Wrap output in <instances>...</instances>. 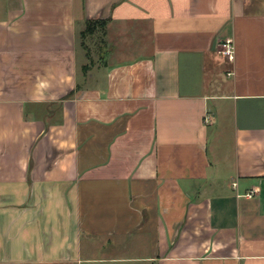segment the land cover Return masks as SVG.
I'll return each instance as SVG.
<instances>
[{
  "label": "crops",
  "instance_id": "0c3cea01",
  "mask_svg": "<svg viewBox=\"0 0 264 264\" xmlns=\"http://www.w3.org/2000/svg\"><path fill=\"white\" fill-rule=\"evenodd\" d=\"M0 264H264V0H0Z\"/></svg>",
  "mask_w": 264,
  "mask_h": 264
},
{
  "label": "rangeland",
  "instance_id": "374dc122",
  "mask_svg": "<svg viewBox=\"0 0 264 264\" xmlns=\"http://www.w3.org/2000/svg\"><path fill=\"white\" fill-rule=\"evenodd\" d=\"M95 23V21L94 20H89V22H88V26H87V29H90V28H92V24H94ZM100 34V33H99ZM99 34H95V35H93V36H90V37H88L87 38V44H88V46L90 47V49H91V54H92V56L93 57H95L94 59H96V44L99 42V37H100V35ZM98 46H99V44H98Z\"/></svg>",
  "mask_w": 264,
  "mask_h": 264
},
{
  "label": "built area",
  "instance_id": "2783aa9c",
  "mask_svg": "<svg viewBox=\"0 0 264 264\" xmlns=\"http://www.w3.org/2000/svg\"><path fill=\"white\" fill-rule=\"evenodd\" d=\"M220 52L224 57L231 59L233 56V52H234V46H233L232 42H230V41L223 42L221 45ZM250 195L251 194H249L248 196H250Z\"/></svg>",
  "mask_w": 264,
  "mask_h": 264
},
{
  "label": "trees",
  "instance_id": "16d2710c",
  "mask_svg": "<svg viewBox=\"0 0 264 264\" xmlns=\"http://www.w3.org/2000/svg\"><path fill=\"white\" fill-rule=\"evenodd\" d=\"M91 29V28H90ZM90 29L87 30V32H90Z\"/></svg>",
  "mask_w": 264,
  "mask_h": 264
}]
</instances>
